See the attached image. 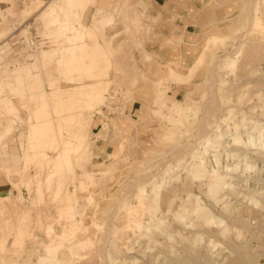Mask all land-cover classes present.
Returning a JSON list of instances; mask_svg holds the SVG:
<instances>
[{
	"label": "rangeland",
	"instance_id": "374dc122",
	"mask_svg": "<svg viewBox=\"0 0 264 264\" xmlns=\"http://www.w3.org/2000/svg\"><path fill=\"white\" fill-rule=\"evenodd\" d=\"M69 1L0 0V264H264V0Z\"/></svg>",
	"mask_w": 264,
	"mask_h": 264
},
{
	"label": "built area",
	"instance_id": "2783aa9c",
	"mask_svg": "<svg viewBox=\"0 0 264 264\" xmlns=\"http://www.w3.org/2000/svg\"><path fill=\"white\" fill-rule=\"evenodd\" d=\"M23 1V0H19ZM40 43L36 39L34 35H31L30 32H28V35L26 37H16L15 40L12 42V46L14 47L16 56L18 58H24L28 53H32L33 51L37 50ZM117 95H113L109 102H107L106 107H104V110H119L120 106L122 107L121 102L119 101V98H117ZM116 98V99H114ZM113 105L115 107H113Z\"/></svg>",
	"mask_w": 264,
	"mask_h": 264
},
{
	"label": "crops",
	"instance_id": "0c3cea01",
	"mask_svg": "<svg viewBox=\"0 0 264 264\" xmlns=\"http://www.w3.org/2000/svg\"><path fill=\"white\" fill-rule=\"evenodd\" d=\"M106 2H105V4H104V6L106 7V8H109L110 7V5L107 3L108 2V0H105ZM53 1H51L50 3H48V5L49 4H51ZM47 5V6H48ZM47 6H45L44 8H46ZM119 6H120V3H119V0H116V2H115V8H114V11L113 12H116L117 13V10L119 9ZM43 8V9H44ZM42 9V10H43ZM41 11V10H40ZM112 14H114V13H112ZM219 20H213V22H218ZM108 150V149H107ZM106 152H103V151H99V155H104ZM190 172L194 175V177H196V174H195V172H194V170L193 169H190ZM194 172V173H193ZM37 263H38V260H37Z\"/></svg>",
	"mask_w": 264,
	"mask_h": 264
},
{
	"label": "bare ground",
	"instance_id": "6f19581e",
	"mask_svg": "<svg viewBox=\"0 0 264 264\" xmlns=\"http://www.w3.org/2000/svg\"><path fill=\"white\" fill-rule=\"evenodd\" d=\"M68 1H69V0H68ZM69 2H70V1H69ZM70 6H71V5H70ZM70 6H68V9H69ZM69 10H72V8L69 9ZM27 13H28V12H27ZM53 13H54V12H53ZM72 16H74V15H72ZM55 20L57 21V18H56ZM55 20H54V21H55ZM106 20H107V19H106ZM54 21H53V22H54ZM54 25H55V23H54ZM65 28H66V27H65ZM62 30H64V29L62 28ZM66 30H67V29H66ZM68 30H69V29H68ZM73 30H74V29H73ZM71 32H73V31H71ZM61 36H62V35H61ZM70 56H71V55H70ZM71 58H72V56H71ZM62 59H63V58H62ZM63 60H64V59H63ZM66 61L68 62L67 58H66ZM66 61H65V63H66ZM69 61H71V60H69ZM72 61H73V59H72ZM63 62H64V61H63ZM61 63H62V62H61ZM68 64H69V63H68ZM68 64H67V66L70 67ZM64 66H66V64H65ZM67 66H66V67H67ZM70 68H71V67H70ZM75 69H76V68H75ZM67 79L70 81L71 78H67ZM58 129H61V127L58 128ZM58 129H57V131H59ZM59 133H60V132H59ZM81 139H82V138H81ZM83 139H84V138H83ZM238 140H239V139H238ZM82 145H83V144H82ZM208 145H209V144H208ZM216 156H217V155H216ZM219 159H220L219 157H216L215 162H216L217 166H218L219 164H221V162H220ZM236 169H237V168H236ZM249 169H250V167H249ZM195 264H196V263H195ZM244 264H255V263H253V262H249V261H245Z\"/></svg>",
	"mask_w": 264,
	"mask_h": 264
}]
</instances>
